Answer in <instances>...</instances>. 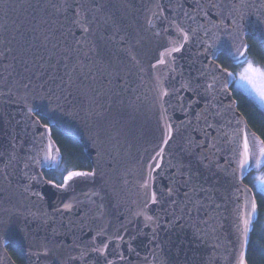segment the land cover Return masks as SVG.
I'll return each mask as SVG.
<instances>
[{
	"label": "water",
	"instance_id": "1",
	"mask_svg": "<svg viewBox=\"0 0 264 264\" xmlns=\"http://www.w3.org/2000/svg\"><path fill=\"white\" fill-rule=\"evenodd\" d=\"M131 2L134 8L125 10L120 7L121 0H0V53H3L0 55V264H20L12 257L8 245L21 251L25 264H53V260L32 255L42 251L45 244L56 247L60 264H102L103 258L98 259L95 253L86 254L83 260L70 257H78L92 243L97 229L104 228L108 235H113L121 225L125 230L120 234L134 251L128 243L109 244L108 259L114 264H162V261L171 264L177 259L176 243L181 239L188 242L181 245V260L194 259L195 264H237L244 243L235 228L237 215L245 211L247 200L253 199L257 212L251 218L244 248L247 259L259 206L254 188L244 179L252 171L261 170L264 160H249L240 174L230 150L235 130L244 126L238 125L237 119H243L247 130L258 140L263 138L238 105L235 109L227 107L230 101H237L232 90L234 71L227 68L233 74L228 93L217 82L215 98L203 89L197 94L181 86L188 80L193 84L212 82L208 66L214 62L226 68L217 60L220 53L227 55L233 64H242L233 56L232 45L240 44L239 39H234L237 31L242 32L243 43L248 47L247 60L250 57L247 36L257 39L264 48V7H261L264 0H245L250 7L243 10L245 16L238 21L239 29L232 24L236 18L232 6L240 0ZM157 3L161 5L159 10L155 7ZM52 4L72 7L64 11L51 7ZM99 4L104 5L103 11L95 10ZM198 4L206 5V16L196 11ZM213 4L221 7L214 8ZM77 5H83L82 12L87 18L82 22L91 26V33L82 32L74 23L78 17L73 8ZM157 11L160 15L153 16ZM109 17H114L134 37L131 43L140 41L137 58L143 71L120 51L118 38L117 42L109 39L113 35L106 23ZM170 21L181 24L186 31L195 30L190 32L193 39L181 52L173 54L175 72L164 66L152 69L150 65L157 62L169 41L176 39ZM213 51L215 56L211 55ZM157 74L164 88L170 92L178 90L183 97L182 105L175 96L164 97L167 111H162L157 99L159 85L153 78ZM70 77L74 81L71 87ZM26 84L29 86L25 87ZM69 91L73 95L69 96ZM93 96L99 104L112 103L111 113H106L104 120L90 114L99 110L91 101ZM29 108L37 116L45 117L47 123L40 118L37 124ZM205 118L214 127H207ZM41 124L55 126L82 144L92 169L99 172L94 182L74 179L69 182L71 189L65 190L45 176L43 169L59 168L63 156L52 129L46 131ZM169 124L172 138L165 144ZM189 140L193 145L188 144ZM50 143L54 147L47 149ZM213 143L220 151L208 147ZM46 151L54 159L45 160ZM201 156L208 157L205 164L211 161L209 167L200 163ZM157 161L160 167L153 172V187L158 195L178 179L177 167L181 164L184 171L191 168L194 179L189 185L176 183L177 190L171 199L165 197L160 204L150 205L148 214L160 220L158 236L153 240L154 226L146 227L143 217L136 218L134 214L144 201L139 189L141 176L146 165ZM234 169L239 181L231 175ZM34 176L40 179H31ZM200 187L206 191H199ZM92 190L100 191L103 200L95 196L91 200L86 198L84 193ZM34 192L40 195H32ZM74 196L81 203L71 211L65 210L64 204ZM101 202L102 218L97 209ZM171 224L175 226L170 227ZM198 229L202 230V240L193 235ZM102 239L96 237V243ZM116 244L120 246L116 248ZM120 253L125 259L119 258Z\"/></svg>",
	"mask_w": 264,
	"mask_h": 264
},
{
	"label": "snow or ice",
	"instance_id": "2",
	"mask_svg": "<svg viewBox=\"0 0 264 264\" xmlns=\"http://www.w3.org/2000/svg\"><path fill=\"white\" fill-rule=\"evenodd\" d=\"M214 8H220V4H213L211 5ZM51 7L57 8L58 10H67V7H72L71 5H67V7L52 4ZM120 7L125 10H132L134 8L133 3L131 0H121ZM155 7L159 10L161 9L160 4H156ZM206 5H197L196 11L198 13H203L205 16L207 15L206 12H204V8ZM250 7L245 0H240V3L238 5L234 4L232 6V12L236 14V18L232 20V24L236 26L237 29L240 28V24L238 21H242L245 12L243 11L245 8ZM254 7V6H252ZM261 7H264V4L261 5ZM83 5H77L75 8H73L74 15H76L78 18L74 21V23L82 30L84 33H91L92 29L91 26H85V24L82 22L85 20L86 13L82 12ZM104 5L99 4L95 6L96 11H103ZM232 12L229 14L232 15ZM160 15V12H154L153 16ZM185 15H188V13H185ZM192 18V17H190ZM106 23L108 26L112 29L113 35L109 38L113 42H117L120 45V51L123 52L127 58L128 61L133 63L135 66L140 67L141 71H143V68L141 66L140 60L137 58L138 55H140L138 45L140 44L139 40H136L135 43H131L130 40L134 39V37H131L128 32L125 31L124 27L120 22H118L114 17H109L108 20H106ZM149 24L152 23L151 20L148 21ZM170 26L174 28V32L176 34V39L170 40L168 46L164 48L163 53L160 54L159 58L157 59V62L155 64H151L150 67L152 69H159L160 66H164L168 68L169 71L175 72V56L174 53H179L184 49L185 44L188 42H191L193 39V35H190L191 33H194L195 30L189 29L185 30V28L174 21L169 22ZM264 30V29H262ZM123 33V34H121ZM156 35H159V33H156ZM234 39H239L240 44L239 46L232 45L235 47V53H233L234 59L239 63H244L247 61L246 66L244 67L243 71L239 73V81L240 82H247V85L249 86V94L252 95L254 98H258V102L262 108H264V69H257L253 66L252 61L247 60L246 53L248 52V47L243 43V34L240 31H237ZM80 43V42H78ZM92 50H95V46ZM8 51H11V49H8ZM0 55H3V53H0ZM97 55L99 56L100 53L97 52ZM211 55L215 56L216 52L213 51ZM244 58L243 60L241 58ZM117 60H120V57H116ZM123 62V61H120ZM26 64L27 62L24 61ZM210 69V72H208L209 75H211L212 82L200 84L196 83L193 84L192 80H188L185 82L181 87L185 91H190L199 94V90L203 89V92L206 94H210L215 98L214 93L217 90L216 84L217 82L222 83L223 85V91L225 94L228 93V85L231 82L230 78H233V74L228 71L227 68H223L221 65H217L214 62L208 66ZM27 71V69H25ZM208 70L206 69V72ZM89 72H91V68H89ZM201 75H205L204 72L201 73ZM95 79V77H92ZM157 83V99L161 101V109L162 111H167V109L164 107V97H170L175 96V99L178 104H183V97L178 94V90L173 89L171 92L164 88L161 81L160 76L154 75L153 77ZM31 83V78H29V84ZM74 81L69 78L68 86L71 87ZM25 87H28L29 85H24ZM43 87V86H41ZM57 87H61L60 85H57ZM66 90V89H62ZM51 91V89H49ZM68 95H73L71 91L68 92ZM59 99V97H57ZM230 99V98H229ZM92 103L96 104L97 108L99 110L95 111L94 114L96 117L100 118L101 120H104L106 118V113H111L112 109V103H108L107 106L104 104H99L96 101V97H91ZM122 103V101H121ZM238 101H230L228 104V108L235 109L238 105ZM29 113L31 116L35 118V122L37 124H40V117L36 115L35 111H33L31 108H29ZM243 115L242 113L240 114ZM261 116H264V113L260 114ZM205 123L207 124V127L212 128L214 127L213 124L208 123L207 119L205 118ZM236 123L238 125L243 124V127H239L235 130L233 136L231 137V142L233 147L230 149L232 152V159L237 164L238 169L240 170V174L242 175V170L244 169L245 165L248 163L249 160L257 159V160H264V140H258L255 136V134L250 133L247 130L246 122L243 119H237ZM41 127L45 129L46 131H51V128L49 124H41ZM167 128V139H165L163 142L165 144L168 143V140L172 138V126L166 125ZM188 144L191 146L193 145V141L189 140ZM54 145L51 143L47 145V149H52ZM195 147L199 148L202 147L201 144H195ZM210 149H216V151H220L219 148H217L216 144H210L208 145ZM191 151V148L188 149ZM157 157H161V153L156 154ZM45 160L54 159V156L50 155L48 151L45 152V155L43 157ZM162 158V157H161ZM200 163L203 164L205 168L209 167L211 165V161L207 164L204 163L205 160L208 159L206 156H201ZM28 165H25L27 167ZM160 167L159 162H155L154 164H148L146 165V171L141 176V181L139 183V189L142 191L144 196V201L141 207L138 211L135 212L134 216L136 218L143 217V222L146 227L148 226H154L152 227L153 231V240H156L158 236V229L160 228V220L159 217L149 215L148 214V208L152 204H160L162 202L163 198H169L174 196L176 192V183H182L184 185H189L192 183L194 177L191 171V168H188V171H184L185 166L183 164L179 165L177 167V177L178 179L173 182V185L167 188L166 192H161L159 195L157 191L154 189L153 184L155 181V177L153 176V172L156 171L157 168ZM99 175V172L97 169H92L91 171H71L69 170L67 172V175L63 177V182L61 184L55 185L58 188H63L65 190H70L71 185L69 184L70 181H73L74 179H79L84 182L92 181L94 182L96 177ZM232 177L239 181V176L237 175V169H234L231 173ZM31 179L38 180L40 179L38 176H34ZM264 182V181H262ZM48 183H52V181H48ZM240 191V189H237ZM25 191H29V188L26 187ZM193 191H196V188L193 187ZM199 191L203 192L206 191L203 187L199 188ZM207 191L211 192V189H207ZM261 191H264V188L261 189ZM32 195L39 196V193H32ZM85 197L91 200L93 196L100 197L101 201L103 200V197H101L100 191H90L88 193H84ZM187 196V193H185ZM175 203V201H172ZM81 203V201L77 197H73L72 201L64 204V209L67 211H71L74 206H78ZM92 203H96L94 200ZM196 204H199V201L196 202ZM98 209V215L102 218L104 215L103 209L104 204L101 202L97 204ZM245 211L242 213H238L237 215V223L235 224L236 231L240 233V235L243 237L244 243L241 245V251L239 254L238 262L237 264H248V260L245 259V253L244 248L247 244L248 239V233L250 231V225L252 223V216H254L257 212V204L255 200L248 199L246 204L244 205ZM182 219V217H181ZM205 224H207V221H205ZM174 224H171L170 227H174ZM121 230H125V226L121 225L120 229L117 230V232L113 235H108L107 230L104 228L97 229L96 235L92 238V243L90 245H86L83 250L80 251V255L78 257H70V259H79L83 260L85 259L86 254L89 253H95L97 258H103L102 264H114V261L111 259H108L109 255V244H113L114 241H120L122 243H128V241L125 240V236L120 234ZM194 237L196 239L202 240L204 237L202 235V230H196L193 233ZM96 237H104L100 241V243H96ZM131 239H135V236H131ZM176 243V242H174ZM188 242L181 239L178 243H176V255L177 259L175 261H172L171 264H195L194 259H184L181 260L179 257L181 255V252L183 251L181 248V245H185ZM120 245L116 244L115 247L118 248ZM156 246L159 248L160 244L157 242ZM79 248V245L76 246ZM128 247L130 250L134 251V249H131V244L128 243ZM32 255H35L37 259H40L41 257L45 258V260H53V264H60L59 257L57 256V249L55 246L49 247L47 244H45L42 248V251H38L36 253H32ZM185 257H187V252H184ZM119 258L121 260L125 259L122 253L119 254ZM147 259V258H145ZM162 264H168V262L162 261Z\"/></svg>",
	"mask_w": 264,
	"mask_h": 264
},
{
	"label": "trees",
	"instance_id": "3",
	"mask_svg": "<svg viewBox=\"0 0 264 264\" xmlns=\"http://www.w3.org/2000/svg\"><path fill=\"white\" fill-rule=\"evenodd\" d=\"M250 42L249 54L250 59L258 66L264 67V48L261 43L252 36H247ZM217 60L226 68L236 71L243 64L235 65L231 59L224 53H220L217 56ZM234 97L237 99L238 108L246 116L251 127L263 138L264 140V109L259 103L246 91L240 87L232 86ZM41 120L47 123L45 117L40 115ZM52 136L57 143L62 156V164L59 168H44L43 172L45 176L57 183L63 181V177L69 170H91L92 166L89 157L86 155L82 144L71 135H67L59 130L57 127L52 126ZM256 173L252 171L249 173L244 181L255 187V178L252 174ZM258 206L259 216L254 224V229L251 233V238L247 251V260L249 264H264V194L259 191H255ZM9 252L12 257L20 264H25V258L21 251L14 245H8Z\"/></svg>",
	"mask_w": 264,
	"mask_h": 264
},
{
	"label": "rangeland",
	"instance_id": "4",
	"mask_svg": "<svg viewBox=\"0 0 264 264\" xmlns=\"http://www.w3.org/2000/svg\"><path fill=\"white\" fill-rule=\"evenodd\" d=\"M248 60L252 61L250 58H248ZM246 63H247V61H245L240 66V68L236 71V79H235V81H234V83H233L232 86H234V87H240V88H242L244 91H246L249 94V86L247 85V82H240L239 81V73L241 71H243L244 67L246 66ZM252 63H253V66L255 68H257V69H264V67L256 65L253 61H252ZM254 99L258 102V98H254ZM255 172L256 173L252 174L253 178H255V187H254V190L255 191L262 192L264 194V191H261V189L264 188V182H262V181H264V167H263V169L261 171H255Z\"/></svg>",
	"mask_w": 264,
	"mask_h": 264
},
{
	"label": "flooded vegetation",
	"instance_id": "5",
	"mask_svg": "<svg viewBox=\"0 0 264 264\" xmlns=\"http://www.w3.org/2000/svg\"><path fill=\"white\" fill-rule=\"evenodd\" d=\"M62 182H63V181H62ZM62 182H61V183H62ZM61 183H58V184H61Z\"/></svg>",
	"mask_w": 264,
	"mask_h": 264
}]
</instances>
